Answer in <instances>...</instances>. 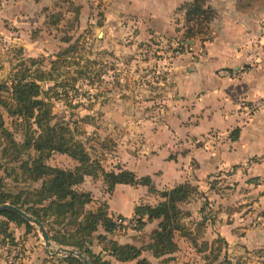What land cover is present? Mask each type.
<instances>
[{
  "label": "rangeland",
  "instance_id": "1",
  "mask_svg": "<svg viewBox=\"0 0 264 264\" xmlns=\"http://www.w3.org/2000/svg\"><path fill=\"white\" fill-rule=\"evenodd\" d=\"M188 1L178 7L171 23L157 32L150 21L142 24L133 14H122L118 8H111L112 0H0V12L5 15L0 23V81L23 69L22 63L30 67L29 74L38 68L51 70V61L60 52L76 46L63 54L67 63L57 71L62 74L59 82L65 87H55L57 78L40 82L42 89L49 90L48 95L53 96L49 98L57 115L53 123L64 122L106 171L119 167L132 170L137 166L142 172L154 171L150 176H154L156 188L165 190L178 180L176 175L183 169L188 171L189 168L195 174L200 153L195 158L191 152L221 151L226 143L225 138H219L214 131L201 138H191L185 133L187 127L199 122V115L191 114L192 103L199 93L183 96L179 83L191 62L194 65V61L207 54L206 44L213 41L215 24L221 20L218 9L207 4V0L205 8L210 6L212 11L193 14L194 18L199 16L198 21L189 20V8L185 7ZM211 2L215 7L222 4L217 0ZM231 2L243 12L264 5V0ZM30 58L43 63L30 66ZM80 69L82 73L78 72ZM238 72L239 69L218 70L219 75L232 77ZM52 87L58 94L50 90ZM242 104L241 127H245L256 113L264 111V97L255 105ZM187 116L195 119L192 121ZM177 123L184 128L179 132L182 136L176 134ZM2 127L8 129L19 144L25 143L29 128L0 105V176L7 184L6 190L18 194L22 190L39 189L43 179L33 181L24 175L19 164L28 160L32 166L41 154L22 149L21 160L8 164L7 155L2 151ZM154 136H159L160 140L155 141ZM171 138L173 143L169 142ZM180 154H188L189 160L187 164L176 160L172 169L175 178H169L166 164ZM41 161L62 169L79 165L77 160L59 152H44ZM221 168L205 176L200 185L202 189L181 204L184 229L176 233L178 249L156 258V264H264V154ZM253 178H259L257 184L251 182ZM189 181L194 185L199 183L194 176ZM75 188L91 193L92 202L87 208L93 210L108 200L115 206L121 204L124 212L129 211L133 203L156 205L162 200L155 192L146 193L144 190L148 187L141 185L118 186L113 197L114 193L106 191L102 176H86ZM112 213L114 218L122 215ZM131 218L127 217L122 228L108 234V239L138 246L148 243L149 234L158 221L138 231ZM36 228L35 235L40 233L43 238L38 226ZM39 240L37 237L36 242ZM23 245L19 240L18 247H13L19 263H11L13 248L0 247V264H23L27 252ZM103 246L95 240L93 249ZM49 251L58 256L63 254L54 243ZM136 261L131 263L139 264Z\"/></svg>",
  "mask_w": 264,
  "mask_h": 264
},
{
  "label": "trees",
  "instance_id": "2",
  "mask_svg": "<svg viewBox=\"0 0 264 264\" xmlns=\"http://www.w3.org/2000/svg\"><path fill=\"white\" fill-rule=\"evenodd\" d=\"M205 1L189 0L185 4V7L189 8L187 14L189 20L198 21L199 16L194 18L193 14L204 15L212 11L210 6L205 8ZM71 50L60 52L56 59L51 61V70L38 68L35 73L29 74L30 67L22 63L20 67L23 69L0 81V105L10 116L23 121L29 128L25 143L19 144L12 133L2 127L4 134L2 151L7 155L6 161L8 164L19 162L22 149L33 150L41 154V157L34 160L32 166L28 160L21 161L19 167L23 169L24 175L27 174V177L33 181L43 179L39 189L28 192L22 190L18 194H13L6 190L7 184L0 176V204L10 203L19 206L41 223L55 244L78 250L91 264H115L110 258L104 257V253L123 264L134 260L139 264H149L146 259L141 258L144 251L151 252L156 258L173 254L178 249L176 233L184 229L181 204L188 202L198 193L199 187L190 181H185L176 184L173 188L160 191L149 175L138 176L134 171L122 167L106 171L99 161L90 156L83 144L75 139L64 122L53 123L57 118L53 112V104L49 100L53 96L48 95L49 90L42 89L40 82L57 78L55 87H65L59 82L62 74L57 71L67 63L62 57L63 54ZM29 62L30 66L43 63L42 60L35 58H30ZM54 72L58 74L55 76ZM78 72L82 73V70ZM50 90L55 89L52 87ZM53 92L58 94L56 91ZM239 134L240 128L234 129L230 135L231 140L236 141ZM44 152L66 154L77 160L79 165L74 169L45 165L41 161ZM86 176H102L108 194L114 193L117 185H141L148 187L150 193L155 192L160 195L162 200L156 205L137 204L131 218L136 223L135 229L138 231L143 230L148 223L158 221L157 227L149 234L148 243L138 246L108 239L107 235L122 228L127 218L123 215L114 218L107 202L101 203L95 210L87 208L92 202L91 193L78 191L75 188ZM258 181L259 178L251 179L255 184ZM0 217V247H18L19 241L11 229L12 224L24 226L26 233L37 230L35 224L16 213L4 211L0 213ZM95 240L104 244L100 253L93 250ZM62 264L84 263L77 256L68 254L62 259Z\"/></svg>",
  "mask_w": 264,
  "mask_h": 264
},
{
  "label": "crops",
  "instance_id": "3",
  "mask_svg": "<svg viewBox=\"0 0 264 264\" xmlns=\"http://www.w3.org/2000/svg\"><path fill=\"white\" fill-rule=\"evenodd\" d=\"M185 1L187 0H112L111 8H118L122 14H133L140 18L142 24L145 21H150L152 29L159 32L163 31L162 27L171 23L178 7ZM231 1L217 0L222 4L220 7H215L211 0H207V4L218 9V15L221 17L220 23L215 24L216 35L213 41L206 44L207 54L194 61V65L191 62L187 73L183 75L182 83H179V92L183 96L190 97L199 93V97L192 103L191 112L192 115H199L197 118L199 122L187 127L186 135H190L191 138H201L209 136V132L214 131L218 132L219 138H225L226 143L221 151L207 152L204 149H199L191 152L190 154L195 155V158L200 153L199 166L194 170L195 174L189 168L188 171L183 169L182 173L179 172L176 175L178 180L169 185L167 189L189 181L191 176L199 180L197 185L200 186L205 176L212 174L218 168L222 169L223 165L226 167L238 164L242 160L264 154V111L256 113L245 127H241L243 118L240 115L244 111L242 102L247 105H255L264 97V5L243 12ZM111 14L115 16L113 13ZM2 16L5 15L0 12V23L3 21ZM144 33L147 34L146 31ZM220 69L227 71L239 69V72L233 77L219 75L218 70ZM187 117L192 121L195 119L193 116ZM175 126H177L175 130L177 136H182L179 132L184 128L179 123ZM233 128H240V134L236 141L228 139L229 132ZM246 133H249V136ZM154 140L159 141L160 137L154 136ZM169 142L173 143L174 141L171 138ZM189 157L188 154H180L175 160L173 159V162L168 161L166 164V169H169L168 177L175 178L172 175V169L176 160L187 164ZM220 161L221 163H219ZM132 171L138 176L145 174L150 176L154 172H142L138 166L135 169L132 168ZM186 172L188 173L186 174ZM150 177L155 181L154 176ZM118 186L124 185H117L116 189ZM201 187L203 186H200L199 189H202ZM144 191L148 192V190ZM115 194L116 191L113 197ZM107 203L110 206L111 214H113L112 212L122 214L126 218L132 217L136 206L133 203L131 209L124 212L121 204L115 206L112 200H108ZM11 229L16 239L22 240L25 245L24 248L27 252L23 264H62L64 257L49 251V247L54 243L51 239V244L47 245L40 233H37L36 236V232H33L34 237L31 233H26L23 227L11 226ZM37 237H40V240L36 242ZM118 242L127 243L121 240ZM58 247L59 251L65 248L60 245ZM93 250L96 253L102 251V249ZM105 256L115 264H123L106 253H104ZM141 258H146L149 263L156 264V257L149 251H144Z\"/></svg>",
  "mask_w": 264,
  "mask_h": 264
},
{
  "label": "water",
  "instance_id": "4",
  "mask_svg": "<svg viewBox=\"0 0 264 264\" xmlns=\"http://www.w3.org/2000/svg\"><path fill=\"white\" fill-rule=\"evenodd\" d=\"M4 211H9V212H13L16 213L20 216H22L23 218H25L27 221H29L32 224H35L36 226L39 227V230L46 242L47 245L51 244V240L49 237V234L47 233V231L42 227L41 223L33 218L30 214H28L25 210H23L22 208H20L19 206L10 204V203H5V204H0V213L4 212ZM67 252L69 254H73L75 256H77L78 258H80L84 264H91L88 260V258L81 252H79L76 249H66Z\"/></svg>",
  "mask_w": 264,
  "mask_h": 264
},
{
  "label": "built area",
  "instance_id": "5",
  "mask_svg": "<svg viewBox=\"0 0 264 264\" xmlns=\"http://www.w3.org/2000/svg\"><path fill=\"white\" fill-rule=\"evenodd\" d=\"M14 249H16V248H13V251L11 250V254H12L11 263H16V262L19 263L18 258H17L18 255L16 256V252ZM60 250H61V252H63V254H62L63 257H66L69 254L65 248L60 249Z\"/></svg>",
  "mask_w": 264,
  "mask_h": 264
}]
</instances>
